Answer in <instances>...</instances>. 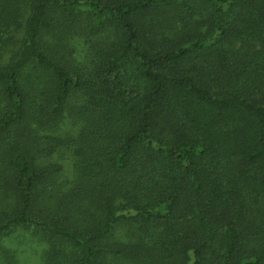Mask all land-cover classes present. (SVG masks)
Segmentation results:
<instances>
[{"label": "trees", "instance_id": "trees-1", "mask_svg": "<svg viewBox=\"0 0 264 264\" xmlns=\"http://www.w3.org/2000/svg\"><path fill=\"white\" fill-rule=\"evenodd\" d=\"M19 229L48 264H264V0H0Z\"/></svg>", "mask_w": 264, "mask_h": 264}, {"label": "rangeland", "instance_id": "rangeland-1", "mask_svg": "<svg viewBox=\"0 0 264 264\" xmlns=\"http://www.w3.org/2000/svg\"><path fill=\"white\" fill-rule=\"evenodd\" d=\"M3 239L0 243V264H48L43 259L45 244L38 238L30 237L26 231L19 229ZM8 249L15 256L11 263L6 256Z\"/></svg>", "mask_w": 264, "mask_h": 264}]
</instances>
